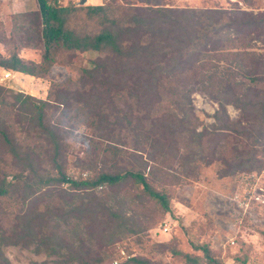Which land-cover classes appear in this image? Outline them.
<instances>
[{"label": "trees", "instance_id": "1", "mask_svg": "<svg viewBox=\"0 0 264 264\" xmlns=\"http://www.w3.org/2000/svg\"><path fill=\"white\" fill-rule=\"evenodd\" d=\"M37 2L39 11L22 17L25 33L43 49L41 62L13 52L0 55L1 69L40 77L55 65L73 64L78 55L99 56L78 80L53 84L47 100L0 86V264H10L4 246H36L49 255L66 250L69 255L60 254L56 264H95L93 241L109 248L127 226L116 219L112 197L97 193L104 188L133 181L142 189L139 198L157 200L170 212L166 193L150 182L158 173L178 180L177 172L197 179L202 166L214 164L221 166L220 178L264 170V88L258 86L264 85V12L174 8L163 0H103L86 7ZM80 11L97 31L77 30L72 18ZM197 92L217 104L209 126L196 115ZM228 107L237 110L236 118ZM57 111L63 122L50 124ZM81 118L104 143L99 154L116 163L75 180L66 171L63 132ZM16 128L40 145H25ZM125 151L134 153V168L124 161ZM82 196L90 202L78 209L75 201ZM82 217L90 222L82 232L89 242L80 238L77 250L65 227ZM194 248L206 264H224L208 244Z\"/></svg>", "mask_w": 264, "mask_h": 264}, {"label": "rangeland", "instance_id": "2", "mask_svg": "<svg viewBox=\"0 0 264 264\" xmlns=\"http://www.w3.org/2000/svg\"><path fill=\"white\" fill-rule=\"evenodd\" d=\"M58 1L63 7H86L104 3L103 0ZM116 1L118 5H125L127 1L134 2ZM163 3L174 8L230 10L238 6L247 12H264V0H163ZM38 11L37 0H0L1 56L8 57L17 52L25 61L41 62L43 49L33 42L31 32V37L25 33L23 24L26 20L22 17ZM72 20L81 33L97 31L94 23L86 21L83 11L77 12ZM98 56V53L78 55L73 64L55 65L46 75L40 77L15 74L8 81L0 80V86H5L10 93L20 92L38 100H47L53 84H67L78 80L82 68L89 67V60ZM4 71L6 70L0 68V78ZM258 86L264 88L263 84ZM193 101L196 115L203 125H211L217 104L202 92L195 93ZM228 112L232 118L238 116L237 110L232 107H228ZM60 115L57 111L47 121L50 124L61 123L63 119ZM80 120L77 125L63 132L67 146L66 171L75 180L93 177L98 169L109 168L116 163L113 157L105 160L99 154L104 143L94 138V131L88 126L87 118ZM16 131L18 138L28 147L40 145L23 130L16 128ZM127 153L129 154H124L123 159L134 168L137 164L133 160L134 156L130 155L134 153ZM79 158L86 159L89 164L83 166ZM143 158L146 159L145 154ZM220 168L219 164L202 166L197 179H186L178 172V180L156 174L159 179L150 182L156 190L166 193L170 212H165L157 200L139 198L142 189L135 186L133 181L126 182L116 190H99V195L106 192L112 197L109 203L112 204L116 219L127 226L125 230L122 228V232L109 248L104 247L98 238L93 241L97 246L94 263L114 264L118 261V264H133L125 261L129 257L140 258L146 264H206L203 253L197 251L194 245L208 244L213 256L224 264H264V170L250 175L238 174L220 178L217 174ZM145 173L148 174L149 170ZM89 202L86 196H82L75 204L80 209ZM70 223L72 226L65 227L66 236L79 250L80 238L85 243L89 242L82 232L90 222L82 217ZM166 225L169 230L165 233ZM90 227L98 228L95 224ZM35 247L4 246L1 249L10 264H56L62 258L60 254L69 255L66 250L60 251L59 255H49L45 251L38 253Z\"/></svg>", "mask_w": 264, "mask_h": 264}, {"label": "built area", "instance_id": "3", "mask_svg": "<svg viewBox=\"0 0 264 264\" xmlns=\"http://www.w3.org/2000/svg\"><path fill=\"white\" fill-rule=\"evenodd\" d=\"M12 77H13L12 73L4 71L3 72V76L0 78V80L3 81V82L4 81H8V80L12 79ZM168 230H169L168 226L166 225V227L164 228V232L166 233V232H168ZM126 259H129V257L126 258ZM114 264H118V261H115Z\"/></svg>", "mask_w": 264, "mask_h": 264}, {"label": "water", "instance_id": "4", "mask_svg": "<svg viewBox=\"0 0 264 264\" xmlns=\"http://www.w3.org/2000/svg\"><path fill=\"white\" fill-rule=\"evenodd\" d=\"M84 3H85V2H84ZM84 3H83V4H84Z\"/></svg>", "mask_w": 264, "mask_h": 264}]
</instances>
